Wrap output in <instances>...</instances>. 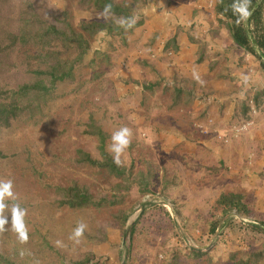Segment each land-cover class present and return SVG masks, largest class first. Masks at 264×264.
Returning <instances> with one entry per match:
<instances>
[{"label": "rangeland", "instance_id": "1", "mask_svg": "<svg viewBox=\"0 0 264 264\" xmlns=\"http://www.w3.org/2000/svg\"><path fill=\"white\" fill-rule=\"evenodd\" d=\"M110 1L0 0V264H264V69L221 0Z\"/></svg>", "mask_w": 264, "mask_h": 264}, {"label": "trees", "instance_id": "2", "mask_svg": "<svg viewBox=\"0 0 264 264\" xmlns=\"http://www.w3.org/2000/svg\"><path fill=\"white\" fill-rule=\"evenodd\" d=\"M105 1L111 11L116 12L119 9V5L113 4L110 0ZM261 8L262 0H221L218 6L219 13H223L231 21L228 30L233 41L255 55L261 68L264 69V25L261 20ZM234 198L238 199L239 196L221 195L218 201L239 206L240 201H232ZM211 230H214V227Z\"/></svg>", "mask_w": 264, "mask_h": 264}, {"label": "clouds", "instance_id": "3", "mask_svg": "<svg viewBox=\"0 0 264 264\" xmlns=\"http://www.w3.org/2000/svg\"><path fill=\"white\" fill-rule=\"evenodd\" d=\"M130 135L129 130L127 128H122L118 132L114 133L111 137L112 144H111V152L114 154V161L119 162V156L120 154L127 148L129 145V139L128 136ZM11 188V181H8L7 183L3 184V191H0V197L7 194L11 196V192L9 189ZM83 225H80L76 231L75 235L79 236L83 230ZM21 238L26 239V234L21 232Z\"/></svg>", "mask_w": 264, "mask_h": 264}]
</instances>
